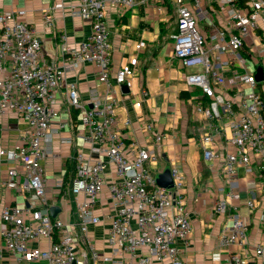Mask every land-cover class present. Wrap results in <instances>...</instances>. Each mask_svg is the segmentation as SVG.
<instances>
[{"label":"built area","instance_id":"1","mask_svg":"<svg viewBox=\"0 0 264 264\" xmlns=\"http://www.w3.org/2000/svg\"><path fill=\"white\" fill-rule=\"evenodd\" d=\"M149 1L58 0L44 13L46 28L54 26L55 11L64 8L91 26L77 47L68 43L65 34L60 35V65L46 60L25 9L0 12V118L14 114L26 124L19 144L10 149L0 146V162L12 164L5 186L33 194L38 200L37 207L28 208L0 202V234L16 264L42 260L48 264H184L182 253L190 244L192 228L183 196L184 174L174 164L170 167L173 186L157 183L153 167L162 159L164 134L147 124L142 128L149 136L147 142L133 140L126 146V133L116 126L112 98L114 85L131 86L137 57L112 71L108 15L112 11L125 15L136 7H146ZM151 1L159 9L167 6L175 18L173 57L186 68L201 69L186 76L185 83L199 91L193 110L203 125L199 140L204 161L209 164L218 157L214 146L220 138L233 147L225 150L222 166L229 189L215 202L213 213L227 218L219 235L221 246L244 247L250 222L239 210L238 169L243 167L247 177L257 170L264 172V0ZM143 46L139 42L136 50ZM83 64L95 66L98 81L106 86L105 97L83 101L78 85L66 81V74ZM260 72L261 80L257 77ZM61 89L69 107L79 112L96 155L91 158L82 151L74 155L69 190L78 220L69 224L51 216L42 165L48 156L42 141L60 115L55 101ZM125 125L132 130L130 121ZM109 166L115 171L108 181L105 171ZM106 188L114 210L109 216L112 253L102 257L88 239V225L101 222L95 206ZM245 204L253 213L254 191H249ZM79 235L87 240L88 250L83 254L75 243ZM227 264H264V241L249 257L230 253Z\"/></svg>","mask_w":264,"mask_h":264},{"label":"crops","instance_id":"2","mask_svg":"<svg viewBox=\"0 0 264 264\" xmlns=\"http://www.w3.org/2000/svg\"><path fill=\"white\" fill-rule=\"evenodd\" d=\"M56 3L58 0H0V12L25 9L28 23L37 29L36 35L43 44L46 60L60 65L63 60L60 35L65 34L68 43L77 47L89 35L91 26L89 22L72 16L68 8H64L55 11L54 26L46 28L44 13ZM158 6L150 0L146 7H136L125 15L115 11L108 15L112 71L130 64L137 57L131 86L113 87L116 126L126 133L125 143L128 146L133 140L147 142L149 136L142 128L152 124L165 136L161 149L162 159L154 166V173H162L167 167L176 164L184 174L183 196L190 210L192 225L190 244L182 253L184 264H227L230 253L238 252L249 257L257 244L264 241V172L257 170L252 177H247L243 167L238 169L239 190L242 195L239 210L241 216L250 222L248 243L244 247L221 246L219 235L227 218L225 215L214 214L213 206L229 189L228 180L222 174V166L225 150H232L233 147L225 138H220L214 146L218 157L209 164L204 161L199 140L204 130L203 127L201 130L197 128L203 125L199 124L201 122L193 110L194 99L199 91L189 88L185 83L186 76L199 72L200 69L186 68L173 57L171 36L174 33L175 18L171 17V9L167 6L161 9L156 8ZM139 42H144V46L138 51L136 45ZM65 77L67 82L78 85L83 101L95 96L105 97L106 86L98 81L96 68L92 64H83ZM57 94L55 107L60 109V115L54 120L49 135L42 141L48 154L42 165L46 180V205L50 209L53 206L60 207L61 212L57 217L69 224L78 220L69 190L75 166L74 155L76 151H82L91 158L96 155L93 153L95 145L87 136L79 112L69 107L64 89ZM127 121L131 122L132 130L138 128L139 131L126 129ZM25 130V122L14 114L0 118V146L13 148L21 142ZM226 134L229 135V131ZM256 164L260 165L259 159ZM11 167L12 164L6 160L0 162V202L19 208L37 207L38 200L33 194L5 186L7 171ZM114 171L113 166L106 169V180L113 178ZM60 183H63L62 188L59 187ZM249 191L255 192L253 213H250L245 204ZM42 210L45 211L44 207ZM95 214L101 218V222L88 225V239L102 257L110 256L109 216L114 214V210L109 189H105L96 204ZM75 243L79 253L87 252V240L84 236L79 235ZM36 245L37 243H33V246ZM178 245L182 248L183 243L179 241ZM0 264H16L15 257L6 248L1 234ZM28 264L48 263L42 260Z\"/></svg>","mask_w":264,"mask_h":264},{"label":"water","instance_id":"3","mask_svg":"<svg viewBox=\"0 0 264 264\" xmlns=\"http://www.w3.org/2000/svg\"><path fill=\"white\" fill-rule=\"evenodd\" d=\"M258 79L261 80L262 79V74L261 72L258 74ZM156 180L157 183L165 188H170L173 186V179L171 177V173H170V167H167L162 173H159L156 175ZM61 212V208L58 206H53L50 209V213L51 216L53 218H56L57 215Z\"/></svg>","mask_w":264,"mask_h":264},{"label":"trees","instance_id":"4","mask_svg":"<svg viewBox=\"0 0 264 264\" xmlns=\"http://www.w3.org/2000/svg\"><path fill=\"white\" fill-rule=\"evenodd\" d=\"M74 116H75V113H74ZM200 125H201V123H199ZM201 127L202 126H197V128H200V130H201ZM197 137H199V136H197ZM199 139V138H198Z\"/></svg>","mask_w":264,"mask_h":264},{"label":"rangeland","instance_id":"5","mask_svg":"<svg viewBox=\"0 0 264 264\" xmlns=\"http://www.w3.org/2000/svg\"><path fill=\"white\" fill-rule=\"evenodd\" d=\"M174 8H175V6H174ZM200 69V68H199ZM200 71H201V69H200ZM161 161V159L159 160V162ZM153 169H154V167H153Z\"/></svg>","mask_w":264,"mask_h":264}]
</instances>
